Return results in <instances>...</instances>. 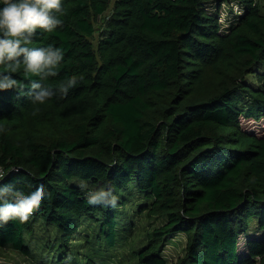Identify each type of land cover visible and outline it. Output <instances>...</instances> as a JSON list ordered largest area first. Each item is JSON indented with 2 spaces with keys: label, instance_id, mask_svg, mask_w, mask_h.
I'll return each instance as SVG.
<instances>
[{
  "label": "trees",
  "instance_id": "16d2710c",
  "mask_svg": "<svg viewBox=\"0 0 264 264\" xmlns=\"http://www.w3.org/2000/svg\"><path fill=\"white\" fill-rule=\"evenodd\" d=\"M224 2L238 14L220 32ZM63 7L64 22L38 30L30 46L63 47L49 80H84L67 96L33 104L37 77L21 66L12 75L22 87L0 91V184H43L46 192L27 219L0 223V247L28 254L25 233L40 221L56 230L50 247L64 248L95 215L97 241L112 246L117 208L89 205L86 193L110 186L120 201L134 187L149 214L162 218L136 249V264H264V13L256 0H63ZM251 228L259 238L239 251ZM178 233L183 255L169 263L162 250ZM85 264L102 263L86 254Z\"/></svg>",
  "mask_w": 264,
  "mask_h": 264
},
{
  "label": "clouds",
  "instance_id": "9594fccd",
  "mask_svg": "<svg viewBox=\"0 0 264 264\" xmlns=\"http://www.w3.org/2000/svg\"><path fill=\"white\" fill-rule=\"evenodd\" d=\"M64 10L63 0H0V91L20 89L22 85L12 75L23 66L25 77H37L30 83L33 104L46 101L57 94L67 96L84 80L81 74L68 75L58 81L49 80L59 71L64 58L60 45L49 43L44 47H31L38 30L51 33L64 22L59 13ZM15 170V169H13ZM6 174L0 171V180ZM86 189V184H81ZM46 198L43 184L26 190L23 184H0V223L10 218L27 219ZM89 205L117 207L118 196L110 186L89 189Z\"/></svg>",
  "mask_w": 264,
  "mask_h": 264
},
{
  "label": "rangeland",
  "instance_id": "374dc122",
  "mask_svg": "<svg viewBox=\"0 0 264 264\" xmlns=\"http://www.w3.org/2000/svg\"><path fill=\"white\" fill-rule=\"evenodd\" d=\"M256 2L260 11L264 13V0H256ZM237 8L235 3L221 4L217 20L220 32H224L228 23L238 14ZM111 10L112 4L105 15L110 14ZM97 38L98 35L95 34L92 39L94 46ZM242 123L244 127L253 124L250 121H242ZM122 194L123 198L117 202L116 207L117 237L112 246L97 241L96 234L99 226L97 218L99 216L96 215L94 218H84L78 236L64 243V248L70 251L50 247V242L57 236L56 230L52 226L36 221L31 234L25 233L29 253L23 254L8 245L0 247V264H85L86 254L94 260L99 259L102 264H136V249L145 244L149 233L162 222V218L149 214L146 208L149 201L145 200L143 195H138L134 187L122 191ZM125 199H127L126 202ZM259 236L253 228L249 229L239 238L238 250H243L245 240L259 238ZM185 243L186 238L182 233L168 238L162 252L169 263H174L183 255ZM60 252L65 255H58Z\"/></svg>",
  "mask_w": 264,
  "mask_h": 264
}]
</instances>
